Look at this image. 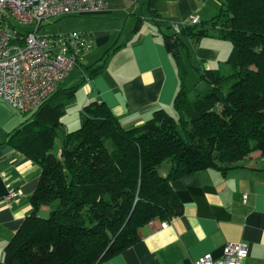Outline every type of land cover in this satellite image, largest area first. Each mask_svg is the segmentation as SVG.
<instances>
[{"label": "trees", "instance_id": "obj_1", "mask_svg": "<svg viewBox=\"0 0 264 264\" xmlns=\"http://www.w3.org/2000/svg\"><path fill=\"white\" fill-rule=\"evenodd\" d=\"M217 2L218 11L198 24L163 35L178 64L185 37L231 44L217 68L199 72L203 84L181 81L171 113L159 108L141 125L124 127L105 104L90 102L54 153L61 97L76 89L59 85L9 135L8 143L37 161L41 174L31 212L7 245V264H98L138 241L151 218L182 213L172 180L232 167L251 149L264 151V0ZM164 161L170 168L161 176ZM42 206L49 208L46 217L38 214Z\"/></svg>", "mask_w": 264, "mask_h": 264}, {"label": "crops", "instance_id": "obj_2", "mask_svg": "<svg viewBox=\"0 0 264 264\" xmlns=\"http://www.w3.org/2000/svg\"><path fill=\"white\" fill-rule=\"evenodd\" d=\"M150 1L107 0L100 11L78 13L86 22L83 19L74 31L86 33L90 46L80 66L62 80L64 87L76 86L72 96L61 97L64 114L66 106L70 111L82 105L81 120L83 107L98 102L122 126L141 125L156 109L172 112L175 94L181 81L185 83L180 64L183 73L192 66L191 60L205 69L217 68L228 56L230 49L217 37L197 41L185 37L178 64L163 38L172 32L169 21H182L189 15L204 20L218 9L217 0ZM22 114L0 99V264H7V245L31 212V197L41 174L37 161L8 143L9 135L27 118ZM75 129L60 127L57 135L62 139V132ZM170 184L182 213L164 219L173 221L163 229L146 223L138 241L98 264H194L205 253L221 257L229 242L246 244L243 264H264V167H207ZM10 190L19 193L5 200ZM40 210L49 212L47 206Z\"/></svg>", "mask_w": 264, "mask_h": 264}, {"label": "built area", "instance_id": "obj_3", "mask_svg": "<svg viewBox=\"0 0 264 264\" xmlns=\"http://www.w3.org/2000/svg\"><path fill=\"white\" fill-rule=\"evenodd\" d=\"M107 0H0V99L16 111H34L57 87L67 73L80 66L90 46L86 33L72 31L45 35L39 30L44 19L104 9ZM30 24L27 31L13 24ZM199 17L189 15L182 21H169L173 32L183 25H195ZM5 194V200L18 195ZM173 219L151 218L152 229L168 227ZM248 255L246 244L229 242L219 258L210 253L200 255L194 264H243Z\"/></svg>", "mask_w": 264, "mask_h": 264}, {"label": "rangeland", "instance_id": "obj_4", "mask_svg": "<svg viewBox=\"0 0 264 264\" xmlns=\"http://www.w3.org/2000/svg\"><path fill=\"white\" fill-rule=\"evenodd\" d=\"M218 9L216 10V12ZM84 19V20H83ZM83 24L86 22V17L79 16V14H70V15H63L60 17H49L43 20L42 25L40 27L39 33L45 34V35H55V34H65L72 32L76 30L77 26L82 22ZM13 24L16 26L17 29H21L23 31H27L28 27H31L30 24L27 25H20L18 23L13 22ZM82 24V25H83ZM224 45H227V47L230 49L231 44L229 43V40H223L222 42ZM228 49V51H229ZM231 50V49H230ZM230 52V51H229ZM192 66H189L188 69H185V83L187 86H193L194 84H198L200 86L203 84L201 81H199V72H201L204 67H202L201 63L199 61L191 60L190 62ZM198 70V71H197ZM200 84V85H199ZM82 105H80L79 108L72 109L70 111H67V106L65 109V114L63 116V119H61L62 122V128L64 130L69 131L71 129L78 128V126L81 123L80 117H81V108ZM31 114V111L25 112V117H29ZM67 126V127H66ZM61 144V138L60 134L55 137L53 146L51 148V151L54 153H57L59 150ZM219 165H225L223 163H220L217 161ZM234 164H245L250 166H256V167H264V151H260L258 149H251L245 157L239 161H237ZM233 164V165H234ZM170 167V163L167 161L162 162L158 167V172L161 176H165L168 172V168ZM39 214L42 217L48 216V212L44 213L41 210H39Z\"/></svg>", "mask_w": 264, "mask_h": 264}]
</instances>
